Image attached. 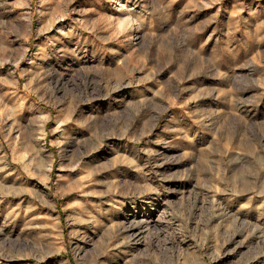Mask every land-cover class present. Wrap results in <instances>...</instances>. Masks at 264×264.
I'll use <instances>...</instances> for the list:
<instances>
[{"label": "rangeland", "instance_id": "1", "mask_svg": "<svg viewBox=\"0 0 264 264\" xmlns=\"http://www.w3.org/2000/svg\"><path fill=\"white\" fill-rule=\"evenodd\" d=\"M0 264H264V0H0Z\"/></svg>", "mask_w": 264, "mask_h": 264}, {"label": "bare ground", "instance_id": "2", "mask_svg": "<svg viewBox=\"0 0 264 264\" xmlns=\"http://www.w3.org/2000/svg\"><path fill=\"white\" fill-rule=\"evenodd\" d=\"M124 7H125L124 1L123 2L120 1L119 2V7H117V10L120 11ZM126 16H128V15H126ZM121 19L123 21L127 20L125 17L120 16L119 12H118V14H117V22L119 21L118 23H120L122 21ZM39 117L41 118V121L43 122L44 121V116H42V113L39 114ZM39 126H40V130L38 131L39 135H37V137H36L37 138V143H36L37 148L34 151L35 155L32 157V162H30L29 164L33 166V169L34 168L36 169L38 174H40V175L42 174V175L46 176L48 167H47V164L43 165V163H42L43 161L42 160H44L46 158H49V153L44 148V145L40 143L41 139L43 138V127H42V124L39 125ZM38 141H39V143H38ZM43 181H44V179H43ZM38 193L41 196H43V194H42L43 192L41 190H38ZM146 214H147L146 216H143L142 218H139V220H133V221H131V223H129V227H132L131 228V233L134 236L146 238L149 235V233H150V227L152 225H154L156 222L158 223V220L160 219L159 215L156 218H154L150 213H146Z\"/></svg>", "mask_w": 264, "mask_h": 264}]
</instances>
